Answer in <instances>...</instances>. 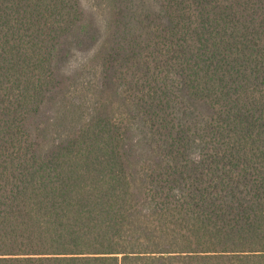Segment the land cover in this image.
Returning <instances> with one entry per match:
<instances>
[{"label": "trees", "instance_id": "16d2710c", "mask_svg": "<svg viewBox=\"0 0 264 264\" xmlns=\"http://www.w3.org/2000/svg\"><path fill=\"white\" fill-rule=\"evenodd\" d=\"M0 264H264V0H0Z\"/></svg>", "mask_w": 264, "mask_h": 264}]
</instances>
